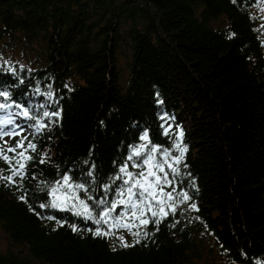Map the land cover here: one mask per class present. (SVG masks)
Listing matches in <instances>:
<instances>
[{
  "label": "trees",
  "instance_id": "1",
  "mask_svg": "<svg viewBox=\"0 0 264 264\" xmlns=\"http://www.w3.org/2000/svg\"><path fill=\"white\" fill-rule=\"evenodd\" d=\"M261 25L264 0H0V90L36 117L9 110L36 145L35 179L0 182V264H264ZM38 122L48 127H28ZM144 131L172 157L177 138L187 148L169 159L177 212L158 231L134 228L140 243L124 248L117 237L135 239L126 229L94 237L92 220L39 207L51 200L43 182L64 175L85 183L97 211L96 201L118 199L113 178ZM0 170L9 175L2 160Z\"/></svg>",
  "mask_w": 264,
  "mask_h": 264
},
{
  "label": "snow or ice",
  "instance_id": "2",
  "mask_svg": "<svg viewBox=\"0 0 264 264\" xmlns=\"http://www.w3.org/2000/svg\"><path fill=\"white\" fill-rule=\"evenodd\" d=\"M233 2L235 3L236 0H233ZM261 27H264V25H261ZM20 82L23 83L22 80ZM37 92H39V88H37ZM47 95L51 97L52 93L49 92ZM0 97L4 98V102H0V112L8 114L0 116V160L8 165L9 172L7 176L0 175V182H3L5 186L14 185L19 188L25 178L35 179V176H28L27 163L33 159L29 153L36 151V145L26 136H23V126L17 124L11 118L13 114L9 110L14 105L15 108L20 109L16 115L23 116L27 120H35L36 117L31 115L30 109L24 107L22 104L15 103L14 101L8 102L10 94L7 90H0ZM41 107L44 106L42 105ZM59 114L58 111L49 112L46 109L41 113L42 117L49 119L58 117ZM161 119H165V117L162 116ZM28 127H34L38 132L48 127V125L38 122L34 125H28ZM163 134L169 135V129L165 128ZM18 136L21 138L16 140L14 145H9L7 140L4 139V137L15 139ZM179 136L182 137L183 132ZM139 139L145 143L132 147L127 156V161L119 167L120 175L113 178V182L116 180L121 181V185L117 186L115 193L119 197L118 199H112L111 201L100 199L96 201L97 208L99 209L97 211L87 203L88 200H95V198L87 195L88 188L85 183H75L71 180L70 176L64 175L53 185L43 182L44 187L40 190L46 191L47 196L51 197V200L47 203L39 204V207L72 211L76 216H83L88 220H92L97 225V228H88L86 230L91 232L94 237L108 238L115 235L114 230L126 229L135 238L134 242L130 244L123 236H120L117 237L120 241V246L128 248L139 244L142 233L139 230L133 231L134 228L139 229L141 226H147L149 223H152L158 231L159 224L163 219L170 213L172 215L176 214L177 205L173 194L174 190L165 191V189L172 187L175 177L179 175V170L173 166V163L169 162V159L171 158L178 164L187 151L186 146H181L179 138L176 139L174 145L180 154L176 157H172L171 151L168 148L152 144L147 131H144ZM157 154L160 155V159L157 158ZM44 162L42 158L40 163ZM128 162H132L131 167L138 169V171H130ZM92 167L94 168L95 165ZM166 167L170 169V172L166 171ZM92 174L89 171L88 175L92 176ZM109 188V185H105L104 190L107 192ZM81 191L86 194L84 198L78 194ZM178 195L182 202L192 199L187 191L182 190ZM26 196L27 193L25 192L20 197L25 203L28 202ZM189 207L191 210L199 211L194 202ZM118 208L120 209L119 212L117 211ZM48 219L55 218L49 216ZM176 223H179V221H176ZM103 226H107V228ZM171 226L175 227V224ZM70 227H72L73 231L78 230L75 225H70ZM143 235L147 237L149 233L144 232ZM113 250L116 249L113 248Z\"/></svg>",
  "mask_w": 264,
  "mask_h": 264
},
{
  "label": "rangeland",
  "instance_id": "3",
  "mask_svg": "<svg viewBox=\"0 0 264 264\" xmlns=\"http://www.w3.org/2000/svg\"><path fill=\"white\" fill-rule=\"evenodd\" d=\"M5 140H7V142H10V137H4ZM82 198L85 197V193H83L82 191L78 193ZM87 195H89V193H87ZM88 203V202H87ZM6 237L0 232V250L4 251L6 250L7 247V241L5 239Z\"/></svg>",
  "mask_w": 264,
  "mask_h": 264
}]
</instances>
